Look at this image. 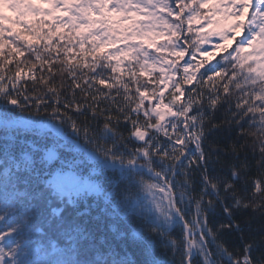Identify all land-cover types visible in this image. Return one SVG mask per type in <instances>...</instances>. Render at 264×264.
Instances as JSON below:
<instances>
[{
    "label": "snow or ice",
    "instance_id": "obj_1",
    "mask_svg": "<svg viewBox=\"0 0 264 264\" xmlns=\"http://www.w3.org/2000/svg\"><path fill=\"white\" fill-rule=\"evenodd\" d=\"M194 22L235 43L199 76ZM224 124L254 145L228 177ZM260 175L264 0H0V264H264L224 239L264 219Z\"/></svg>",
    "mask_w": 264,
    "mask_h": 264
},
{
    "label": "trees",
    "instance_id": "obj_2",
    "mask_svg": "<svg viewBox=\"0 0 264 264\" xmlns=\"http://www.w3.org/2000/svg\"><path fill=\"white\" fill-rule=\"evenodd\" d=\"M192 27H193V31L189 33V36L193 40H195L199 45L198 50H205L208 47H211L221 42L219 36L214 33L213 29L205 28L203 31H200L199 25L196 22L193 23ZM216 31H218V29ZM208 33H213V34L209 35ZM201 39L203 40V42H201ZM231 50L232 49H230L229 51ZM223 51L224 50L222 48L218 49V52H223ZM226 54L227 53L222 54L219 58H217L214 62L207 65L204 69L216 64L217 61H221V63H223L221 58ZM204 69L200 73L204 72ZM214 79L216 78L214 77ZM205 90L207 91V87ZM215 115H216L217 123H219L225 117V110L223 108H220L215 113ZM141 119L143 118L141 117ZM245 127L247 128V125H245ZM120 131H122L124 135L127 137L128 135L127 128L121 125ZM237 133H238V129L235 125L229 127L227 124H224L217 131H215L212 135L208 137V141L205 143V149L208 150V145L212 144L213 150L216 151V155H214L212 159L216 160L218 158L221 161V163L214 165L215 172H211L212 166H210V173L212 175L219 174L222 177H228L230 175L229 168L227 165L230 161L234 160L235 157L231 156L230 154H226L225 150L227 149L228 145L234 142L245 145L244 149L239 151L240 161H243L245 153H247L249 160L250 161L252 160L253 146H254L253 138L238 137ZM256 156L257 158L259 157L258 151L256 152ZM258 175L259 174L257 173L256 167L253 164V167L248 175L249 186L251 185V180L253 178H256ZM259 178L264 180V175H260ZM240 183H243V180ZM228 203L231 204V200H229ZM234 219L240 222L242 226V232H235V231L229 232L228 230H225L226 234L224 236V239L226 240L230 248L242 249L244 241H254L256 243H264V219H261L257 215H254L250 210L248 211L234 210ZM222 223H228V221L222 209L218 207L216 209L215 214L209 216V224L210 226L211 225L219 226ZM176 231L179 232V229H177ZM241 236L244 237V241H241ZM259 254H260L259 252H254L253 257L258 256Z\"/></svg>",
    "mask_w": 264,
    "mask_h": 264
},
{
    "label": "rangeland",
    "instance_id": "obj_3",
    "mask_svg": "<svg viewBox=\"0 0 264 264\" xmlns=\"http://www.w3.org/2000/svg\"><path fill=\"white\" fill-rule=\"evenodd\" d=\"M237 34H240V33H237ZM231 42H233V41L232 40L221 41L220 44H224L225 46H227V48H229L231 46ZM218 49L219 48H217L216 44H215V45H213L211 47H208L205 50H198L197 51V55H196V60L193 61V63L194 64H200L201 62H203V65H206L207 62L209 63L212 60H216L217 59L216 58V54L219 53ZM188 58L189 57L187 55L184 57V59H188ZM179 63L182 65L183 64V60L182 61L180 60ZM199 70L202 71V67ZM190 71H194V69H190ZM200 72L199 71L196 72V75L199 76ZM180 74L182 75V73H180ZM195 83H196V81L193 82V84H195ZM165 97H166V101L165 102H167L168 99H171V96L169 95V92L165 93ZM180 102H182V101H180ZM180 102H177V103L179 104Z\"/></svg>",
    "mask_w": 264,
    "mask_h": 264
}]
</instances>
